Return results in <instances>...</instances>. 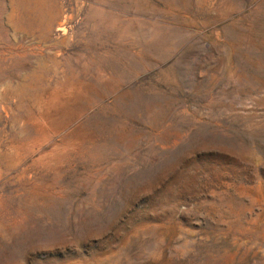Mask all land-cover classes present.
Here are the masks:
<instances>
[{"label":"rangeland","instance_id":"obj_1","mask_svg":"<svg viewBox=\"0 0 264 264\" xmlns=\"http://www.w3.org/2000/svg\"><path fill=\"white\" fill-rule=\"evenodd\" d=\"M1 74L0 264H264V0H0Z\"/></svg>","mask_w":264,"mask_h":264},{"label":"bare ground","instance_id":"obj_2","mask_svg":"<svg viewBox=\"0 0 264 264\" xmlns=\"http://www.w3.org/2000/svg\"><path fill=\"white\" fill-rule=\"evenodd\" d=\"M3 78H4V75L1 74L0 75V82L3 80ZM4 95L5 96L2 97V99L0 100V103L5 102V101L8 103L10 97L15 96V97H18V99L20 101L19 107L20 106H24V104H26L25 103V97L22 96L21 93H19L14 88H12V90L9 89L7 91V93L4 94ZM29 100H31V102H32L31 105L26 104L29 107V110H27V113H26V110H25V112L23 113V115H21V117L23 118V116H27L30 126L33 125V115L36 113V110L42 111V110H44L46 108L45 109L46 117L48 118L49 116H51L53 118V114H51V112L48 110V106H49L48 102L43 98V93L41 91L38 92L37 94L33 95L31 98H29ZM54 104H55V107H54V105H53V107H54L55 111H57V106H59V105L63 106L64 105V103L60 104L59 101H57ZM43 116L45 117L44 114H43ZM17 120L18 119H16V118L13 119V121H15V122ZM30 128H32V127H30ZM19 144H22L21 140H19V142L17 141L16 144H15L13 139H12L11 145L8 148H6L7 150H5L4 153H2L0 155V166H2V165L6 166L8 163H10L11 161L14 160V158H15L14 149L16 147H18L17 145H19ZM32 196H33V194H32Z\"/></svg>","mask_w":264,"mask_h":264}]
</instances>
